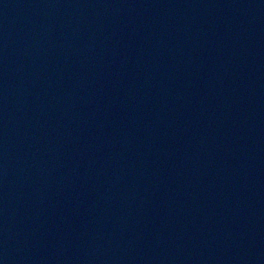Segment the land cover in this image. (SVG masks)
I'll return each mask as SVG.
<instances>
[{
	"label": "water",
	"instance_id": "obj_1",
	"mask_svg": "<svg viewBox=\"0 0 264 264\" xmlns=\"http://www.w3.org/2000/svg\"><path fill=\"white\" fill-rule=\"evenodd\" d=\"M0 264H264V0H0Z\"/></svg>",
	"mask_w": 264,
	"mask_h": 264
}]
</instances>
